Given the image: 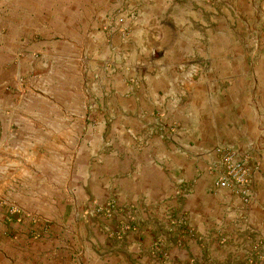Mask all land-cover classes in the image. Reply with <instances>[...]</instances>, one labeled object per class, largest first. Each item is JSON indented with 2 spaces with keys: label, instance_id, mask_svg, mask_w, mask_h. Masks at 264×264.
<instances>
[{
  "label": "crops",
  "instance_id": "obj_1",
  "mask_svg": "<svg viewBox=\"0 0 264 264\" xmlns=\"http://www.w3.org/2000/svg\"><path fill=\"white\" fill-rule=\"evenodd\" d=\"M0 264H264V0H0Z\"/></svg>",
  "mask_w": 264,
  "mask_h": 264
},
{
  "label": "built area",
  "instance_id": "obj_2",
  "mask_svg": "<svg viewBox=\"0 0 264 264\" xmlns=\"http://www.w3.org/2000/svg\"><path fill=\"white\" fill-rule=\"evenodd\" d=\"M216 150L219 154V160L210 169L216 175V186L231 189L235 193L240 192L244 200L248 202V194L240 190V187L247 182L248 169L245 165L247 155H242L230 148H217ZM256 168H258L257 165ZM113 209V204L109 203L103 212L109 214Z\"/></svg>",
  "mask_w": 264,
  "mask_h": 264
},
{
  "label": "rangeland",
  "instance_id": "obj_3",
  "mask_svg": "<svg viewBox=\"0 0 264 264\" xmlns=\"http://www.w3.org/2000/svg\"><path fill=\"white\" fill-rule=\"evenodd\" d=\"M256 46H258V43H257V42H255V47H256ZM255 47H254V48H255ZM254 48H253V49H254ZM254 52H255V51H254Z\"/></svg>",
  "mask_w": 264,
  "mask_h": 264
}]
</instances>
